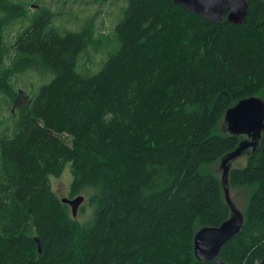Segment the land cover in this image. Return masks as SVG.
<instances>
[{
	"label": "trees",
	"instance_id": "1",
	"mask_svg": "<svg viewBox=\"0 0 264 264\" xmlns=\"http://www.w3.org/2000/svg\"><path fill=\"white\" fill-rule=\"evenodd\" d=\"M28 5L0 0V93L13 103L12 78L27 70L52 77L27 94L12 134H0V264H218L193 252L194 232L230 214L219 177L202 168L239 143L216 131L225 110L251 96L264 103V0H247L240 24L172 0H124L118 47L92 74L77 70L89 18L61 31L50 9ZM25 18L7 65L5 29ZM67 164V197H84L76 216L49 179ZM229 185L250 194L219 260L257 264L264 133L245 164L231 167Z\"/></svg>",
	"mask_w": 264,
	"mask_h": 264
},
{
	"label": "rangeland",
	"instance_id": "2",
	"mask_svg": "<svg viewBox=\"0 0 264 264\" xmlns=\"http://www.w3.org/2000/svg\"><path fill=\"white\" fill-rule=\"evenodd\" d=\"M29 4L30 11H35L39 8L50 9L54 16L53 20L59 30L64 31L67 29H79L82 23L89 18V23H93V34L89 45L80 53L78 57L77 70L82 74H92L98 71L108 56L109 53L115 51L118 47V42L114 37V24L116 23L121 9L124 6V0H20ZM78 15L81 17L74 18L69 17L70 15ZM61 20V21H60ZM27 21V18L18 20L12 25L7 27L4 32V42L7 47L5 54V62L8 65L12 55V44L14 41L15 34L20 30L22 25ZM29 23V22H28ZM28 23H25L23 27H26ZM33 71H25L21 76L16 79L12 78L14 88L20 93L13 103H8L10 100L9 96L0 93V134L6 133L11 135L15 128V124L18 120L20 111L24 106V101L29 97L33 96L38 92L39 87L47 83L52 75L45 77V75L32 74ZM47 78V79H46ZM46 79V80H44ZM29 96H28V95ZM27 95V97L25 96ZM10 104L6 106V104ZM222 128H216L218 133L225 132V124L223 123ZM61 138L65 142H70V139ZM247 154H243L232 162L231 167H240L245 164ZM203 171H209L219 177L220 172L218 170V164L212 163L204 166ZM50 183L52 189L61 197L68 196V189L72 180L70 172V164H67L59 176H50ZM231 198L237 205L238 209L243 211L249 194V187L230 188Z\"/></svg>",
	"mask_w": 264,
	"mask_h": 264
},
{
	"label": "water",
	"instance_id": "3",
	"mask_svg": "<svg viewBox=\"0 0 264 264\" xmlns=\"http://www.w3.org/2000/svg\"><path fill=\"white\" fill-rule=\"evenodd\" d=\"M186 11L214 23L227 22L240 24L247 14V0H172ZM225 132L240 138L237 146L223 155L218 162L219 182L224 201L229 207V217L215 227H199L193 236V252L198 260H211L225 264L219 260L221 247L233 236L238 234L244 223V214L238 209L231 198L229 172L232 162L243 154L256 151L264 133V103L260 97L251 96L237 101L227 108L223 114ZM84 200L82 195L73 198L63 197L62 203L67 204L72 216H76L79 205ZM38 251L40 244L38 241ZM257 264H264V256Z\"/></svg>",
	"mask_w": 264,
	"mask_h": 264
}]
</instances>
